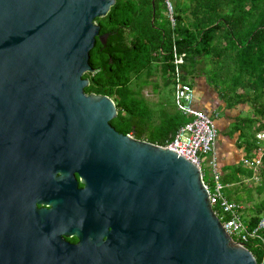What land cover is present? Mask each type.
<instances>
[{"label": "water", "instance_id": "obj_1", "mask_svg": "<svg viewBox=\"0 0 264 264\" xmlns=\"http://www.w3.org/2000/svg\"><path fill=\"white\" fill-rule=\"evenodd\" d=\"M115 3L0 0V264H257L195 165L85 94Z\"/></svg>", "mask_w": 264, "mask_h": 264}, {"label": "trees", "instance_id": "obj_2", "mask_svg": "<svg viewBox=\"0 0 264 264\" xmlns=\"http://www.w3.org/2000/svg\"><path fill=\"white\" fill-rule=\"evenodd\" d=\"M195 3L194 21L183 27V7L174 2L175 26L171 28L163 0H116L107 16L94 21L100 26V34L108 37L105 44L97 40L89 53V65L94 72L83 76L89 81L84 92L112 98L116 108L126 113L127 121L123 123L134 126L141 135L145 133L147 142L166 147L188 119L176 111L155 122L148 106L140 101L139 91L148 85L159 91L158 84L150 80L157 72L167 76L163 80L166 88L173 87L175 46L179 54H185L180 67L183 81L187 82V76L203 75L209 85L225 93L228 108L249 106L252 116H238L229 135L238 133L237 143L245 156L257 157V149L264 147L259 142L263 141L259 136H264V0ZM130 130L127 128L126 133ZM260 160L257 171L262 169L258 172L262 184L257 188L258 194L264 191V155ZM236 174L251 178L254 172L236 166L229 177H221L223 185L239 183L241 179ZM228 190L224 189L227 199L241 205L231 197H240L238 192ZM246 202L250 200L243 203ZM215 211L222 215L219 208ZM243 211L249 212L244 221L252 231L264 217V200ZM261 234L264 237V231ZM245 246L257 264H264V244L260 240H250Z\"/></svg>", "mask_w": 264, "mask_h": 264}, {"label": "built area", "instance_id": "obj_3", "mask_svg": "<svg viewBox=\"0 0 264 264\" xmlns=\"http://www.w3.org/2000/svg\"><path fill=\"white\" fill-rule=\"evenodd\" d=\"M163 1L170 27L174 28V2L172 3V0ZM172 55V63L174 65L172 73L174 106L178 113L187 117L188 121L177 129L172 141L166 147L195 165L200 171L202 180L204 173L201 164L205 162V156H209L207 168L210 172L209 180L211 183L209 186L207 184L205 186L208 191L210 204L223 229L237 243L245 245L250 240L258 239L264 244V237L261 234L264 231V217L260 219L256 228L250 231L243 219L242 206L230 201L224 194L225 186L221 181L215 156V144L218 136L217 128L209 116L194 107L195 96L193 87L189 82L182 80L183 71L180 67L184 64L185 54H179L174 46ZM259 139L264 141V136H259ZM263 155L264 147L261 146L257 149V157L246 158L242 162L255 175L261 165L260 159ZM215 208H219L222 215H219ZM223 215H227L229 218L225 219Z\"/></svg>", "mask_w": 264, "mask_h": 264}, {"label": "crops", "instance_id": "obj_4", "mask_svg": "<svg viewBox=\"0 0 264 264\" xmlns=\"http://www.w3.org/2000/svg\"><path fill=\"white\" fill-rule=\"evenodd\" d=\"M175 4L182 5V24L183 27H189L194 21L193 9L196 5L195 0H175ZM186 81L192 85L194 90V107L212 119L217 128L218 135L224 138V141L221 142L220 145L218 143L219 139L217 136L215 156L218 162V171L220 176L229 177V174L234 172L235 167H238L239 164L241 166V162L247 158L243 148L238 146V133L229 135V131L232 128V124H234L235 119L240 115L248 113L249 109L246 105L228 108L227 101L224 99L225 93L221 94L219 90H216L213 86L209 85L203 75L194 78L187 76ZM259 142H261V144L264 143V141ZM258 172H256V176L258 175ZM255 175L253 174V177L246 178L241 176V174H236L237 178H240L241 181L239 183H230L225 185V189H232L235 185L242 188V184L245 183V181L255 179ZM234 191H237V188L234 189ZM245 206L247 208L252 207L251 204Z\"/></svg>", "mask_w": 264, "mask_h": 264}, {"label": "rangeland", "instance_id": "obj_5", "mask_svg": "<svg viewBox=\"0 0 264 264\" xmlns=\"http://www.w3.org/2000/svg\"><path fill=\"white\" fill-rule=\"evenodd\" d=\"M175 2V0H172V3ZM167 76L162 75L161 72H157L154 76H152L150 78L151 82H155L158 84V90L157 92H155L153 90L152 85H148L146 87H144L142 90L143 96L144 98H146V100L149 102L148 103V108L151 111L150 113V118L152 117L153 119H156L155 122H159L162 118H164V116H168L172 113H176V109L174 107V93H173V87H168L166 88L163 85V80L166 79ZM248 108L249 106L246 105ZM244 115H249L252 116V114L246 113ZM218 139H219V144L221 145V142L224 141V138L222 136L218 135ZM209 158V156H205V162H203L201 164V168L203 170L204 176H203V181L205 184H207L208 186L210 185V172L208 171L207 168V159ZM251 159V158H250ZM240 165V164H239ZM238 165V166H239ZM241 168H245L243 163L241 162ZM262 169H259V172ZM258 172V171H257ZM262 184V179L260 177V173L258 174V176H256V179L253 180H249V181H245V183H243L242 188L238 187L237 185L233 186L232 189H229L228 191L234 192V189L237 188V192L239 194L240 197H235L233 195H231L232 198L234 199H238V201H240L241 206H242V210L247 209V207L245 205H249L251 204L254 205L256 203H259L261 200H264V191L261 194H258L257 192V188L259 186H261ZM236 187V188H234ZM210 189V188H209ZM250 190V191H248ZM248 201L250 200L249 204L246 202L245 204L243 203L244 201ZM249 212H244L243 211V219H247L249 217Z\"/></svg>", "mask_w": 264, "mask_h": 264}, {"label": "flooded vegetation", "instance_id": "obj_6", "mask_svg": "<svg viewBox=\"0 0 264 264\" xmlns=\"http://www.w3.org/2000/svg\"><path fill=\"white\" fill-rule=\"evenodd\" d=\"M143 90H140L139 91V96L141 97V100L145 106H149L148 105V101L146 100V98H144L143 96V93H142ZM114 102V101H113ZM115 106H116V103L114 102ZM117 115H116V118L111 121L109 124L110 126L118 133V134H121L123 136H129L130 138L132 139H135V140H139V141H146L144 135L145 133H143L141 135L140 131H137L136 128L134 126H131L129 125L128 123H123V121H127L125 119L126 117V113H124L123 111H119L117 108ZM121 119V120H120ZM127 128L131 129L128 133H126V130ZM83 188V185H81L80 183L78 184V189H81ZM66 242H68L69 244H76L78 242V239L76 237H70V238H66L65 239Z\"/></svg>", "mask_w": 264, "mask_h": 264}, {"label": "clouds", "instance_id": "obj_7", "mask_svg": "<svg viewBox=\"0 0 264 264\" xmlns=\"http://www.w3.org/2000/svg\"><path fill=\"white\" fill-rule=\"evenodd\" d=\"M264 144V143H263ZM205 184V183H204ZM242 215H243V213H242Z\"/></svg>", "mask_w": 264, "mask_h": 264}]
</instances>
